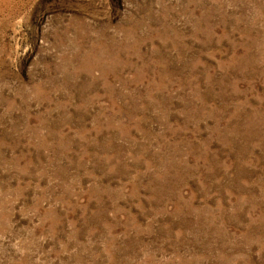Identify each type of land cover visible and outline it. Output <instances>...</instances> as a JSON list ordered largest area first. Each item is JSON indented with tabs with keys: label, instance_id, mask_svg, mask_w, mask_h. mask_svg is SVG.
Instances as JSON below:
<instances>
[{
	"label": "rangeland",
	"instance_id": "rangeland-1",
	"mask_svg": "<svg viewBox=\"0 0 264 264\" xmlns=\"http://www.w3.org/2000/svg\"><path fill=\"white\" fill-rule=\"evenodd\" d=\"M0 264H264V0H0Z\"/></svg>",
	"mask_w": 264,
	"mask_h": 264
}]
</instances>
